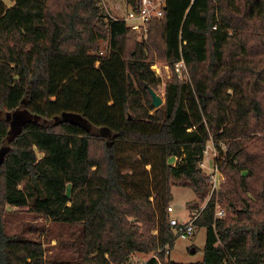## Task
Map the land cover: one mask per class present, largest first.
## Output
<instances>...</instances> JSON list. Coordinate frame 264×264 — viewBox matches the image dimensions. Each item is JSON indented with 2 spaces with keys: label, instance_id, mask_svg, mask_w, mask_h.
Instances as JSON below:
<instances>
[{
  "label": "trees",
  "instance_id": "16d2710c",
  "mask_svg": "<svg viewBox=\"0 0 264 264\" xmlns=\"http://www.w3.org/2000/svg\"><path fill=\"white\" fill-rule=\"evenodd\" d=\"M9 1L0 0V264H131L171 247V185L209 192L199 163L210 140L225 180L193 221L206 227L200 264H264V0H166L146 43L123 21L104 22L97 0ZM153 55L175 75L158 108ZM181 61L189 79L176 74ZM15 208L44 224L9 234ZM166 254L136 264H177Z\"/></svg>",
  "mask_w": 264,
  "mask_h": 264
},
{
  "label": "rangeland",
  "instance_id": "374dc122",
  "mask_svg": "<svg viewBox=\"0 0 264 264\" xmlns=\"http://www.w3.org/2000/svg\"><path fill=\"white\" fill-rule=\"evenodd\" d=\"M7 4H10L9 0H4ZM97 0V4H98ZM121 3L124 5L125 0H107L105 7H101V10L105 11V8L109 11H112L114 4ZM98 44V52H102V55H106L107 53V44L108 40L106 38H101L97 40ZM151 65L150 68L153 71L156 78H158V84L155 88V91L161 95L164 100L165 97V85L174 79V71L173 69L161 61L158 55H153L151 57ZM177 68V67H176ZM176 74L178 75L180 80L189 79V74L181 75L178 69L176 70ZM134 86L137 88L139 97L137 100L143 106H146V101L149 99L147 95H145L138 84L135 82ZM150 100V99H149ZM151 113L153 110L150 111ZM17 113L21 117L22 120L29 119L31 116L25 110H18ZM2 114V113H1ZM0 114V115H1ZM3 115V114H2ZM10 118H14L13 120L20 121V117L15 114H9ZM70 119L79 122L85 127L89 128V123L79 114H70ZM103 129V128H101ZM100 129V130H101ZM104 131V130H102ZM105 132V131H104ZM104 134V133H102ZM175 184L171 185V194L172 198L170 200V206L173 211L170 212L169 217H176L179 221H184L189 219L190 209H193L195 212L198 211L202 206H204L208 200V193L204 196H197V194L187 185H184V179H175ZM198 207V208H197ZM44 224L42 218H40L37 214L28 212L27 210H20L15 208L14 210L9 211L5 217V227L6 231L13 235H28L30 227L39 228ZM49 227L57 230V227L54 223H50ZM206 241V227L204 226H195L194 231L187 238L182 239L176 237L169 247V252L166 254V258L177 264H200L203 260L204 255V245ZM55 241L52 240L51 244H54ZM152 253L148 254H136L133 257L132 263H140L150 257ZM166 260V259H165ZM131 263V264H132Z\"/></svg>",
  "mask_w": 264,
  "mask_h": 264
},
{
  "label": "built area",
  "instance_id": "2783aa9c",
  "mask_svg": "<svg viewBox=\"0 0 264 264\" xmlns=\"http://www.w3.org/2000/svg\"><path fill=\"white\" fill-rule=\"evenodd\" d=\"M106 2L107 0H99L98 5L105 7ZM165 5L166 0H139V4L136 8L128 6L126 3L122 5L118 2L114 4L112 11H109L105 8L103 19L104 22H108L109 20L123 21L126 26L135 34L137 41L146 43L149 38L150 23L153 20H158L163 17ZM176 67L178 71H180L181 75L188 73L183 61L176 64ZM220 148L224 150L223 143L220 145ZM218 154L219 153L216 146L210 140L203 150L202 160L199 163L202 170L206 173L210 183L208 200L212 197V195L215 197L217 196V192L225 180L223 173L219 169V160L217 159ZM203 207L204 206H202L200 211L203 209ZM167 210L169 212L173 211L170 205L167 207ZM198 213H190V218L184 221H179L176 217L169 218L170 224L175 226L176 237L185 239L193 233L195 228L193 221L197 217ZM226 214L227 208L216 198L214 201V217L223 218ZM161 250H165V252L168 253V244L158 249V251L155 253H152L150 257L157 258V253Z\"/></svg>",
  "mask_w": 264,
  "mask_h": 264
},
{
  "label": "water",
  "instance_id": "95a60500",
  "mask_svg": "<svg viewBox=\"0 0 264 264\" xmlns=\"http://www.w3.org/2000/svg\"><path fill=\"white\" fill-rule=\"evenodd\" d=\"M148 91L151 97V104L155 107L158 108L159 106H161L162 104H164V100L161 97V95H159L155 89H153L152 87L148 86ZM15 125H18L19 121L18 120H13Z\"/></svg>",
  "mask_w": 264,
  "mask_h": 264
},
{
  "label": "crops",
  "instance_id": "0c3cea01",
  "mask_svg": "<svg viewBox=\"0 0 264 264\" xmlns=\"http://www.w3.org/2000/svg\"><path fill=\"white\" fill-rule=\"evenodd\" d=\"M197 208H198V207H197ZM201 208H202V207H201ZM201 208H200V209H201ZM200 209H198L197 213L200 211ZM192 212L196 213L193 209H190V213H192ZM190 213H189V214H190Z\"/></svg>",
  "mask_w": 264,
  "mask_h": 264
}]
</instances>
